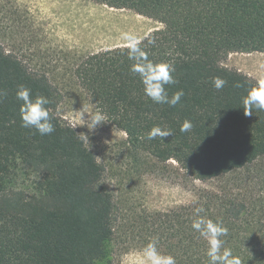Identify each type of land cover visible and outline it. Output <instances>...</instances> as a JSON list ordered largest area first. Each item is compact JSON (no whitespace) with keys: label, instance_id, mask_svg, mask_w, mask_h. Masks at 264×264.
Returning a JSON list of instances; mask_svg holds the SVG:
<instances>
[{"label":"trees","instance_id":"obj_1","mask_svg":"<svg viewBox=\"0 0 264 264\" xmlns=\"http://www.w3.org/2000/svg\"><path fill=\"white\" fill-rule=\"evenodd\" d=\"M155 20L140 40L148 59L174 65L180 103L154 104L131 70L129 45L89 53L71 70L92 111L126 135L135 157L175 162L187 182L218 181L194 200L165 211L132 212L118 221L105 168L73 127L56 114L61 100L47 72L0 44V264H97L109 243L142 249L153 237L177 264H208L207 241L192 228L194 210L222 222L221 237L241 264H264V111L243 113L258 84L222 66L234 53L264 54V0H90ZM152 40L154 43H149ZM227 81L221 90L212 79ZM239 84L240 87H235ZM19 85L45 96L55 131L21 126ZM192 123L181 132L182 123ZM155 126L172 135L146 139Z\"/></svg>","mask_w":264,"mask_h":264},{"label":"rangeland","instance_id":"obj_2","mask_svg":"<svg viewBox=\"0 0 264 264\" xmlns=\"http://www.w3.org/2000/svg\"><path fill=\"white\" fill-rule=\"evenodd\" d=\"M162 28L155 20L126 9H113L90 0H0V44L25 63L47 72L58 87L61 100L56 114L66 124L79 126L73 111H92L77 86L72 68L89 53L129 45L121 39L129 32L139 39ZM262 53H234L222 66L238 71L258 84L264 75ZM86 143L105 168V184L114 196L118 221L132 212L165 211L194 200V193L215 188L218 181L187 182L178 165L159 164L146 154L135 157L126 135L103 123ZM117 242L106 246L97 264H137L141 249Z\"/></svg>","mask_w":264,"mask_h":264},{"label":"clouds","instance_id":"obj_3","mask_svg":"<svg viewBox=\"0 0 264 264\" xmlns=\"http://www.w3.org/2000/svg\"><path fill=\"white\" fill-rule=\"evenodd\" d=\"M121 39L129 44L128 58L133 62L131 70L138 74L143 84L144 94L154 104H168L176 106L184 96L183 90H178L169 96L167 87L177 83L174 76L175 67L168 62H153L148 59L147 52L140 47V39L136 35L125 32ZM149 43H154L150 40ZM264 72V63L260 66ZM227 83L221 77L212 79L213 87L221 90ZM235 87H240L236 84ZM7 96V92L0 89V101ZM16 99L20 102L19 115L21 126L34 129L40 135H50L55 131L47 105L50 101L43 95H37L33 98L31 90L24 85H19L16 91ZM243 113L245 116L253 115V110L264 111V75L259 79L256 87L250 88L247 95L242 98ZM78 118L79 126H83L91 134L100 125L106 122V116L99 109L90 111L82 107L79 111H73ZM77 126H74L76 128ZM192 123L185 120L180 128L181 132H189ZM88 134L79 133L81 140L89 144ZM170 130L162 129L158 126L153 127L146 136V139L153 140L171 136ZM99 159V157H97ZM205 209L203 206L195 208V218L192 222V228L207 241L206 255L208 264H241L238 257H235L232 250L224 247V240L221 237L228 235V229L222 222L213 221L206 216L201 215ZM158 238L153 237L138 253L137 264H177L176 258L171 254H164L158 248Z\"/></svg>","mask_w":264,"mask_h":264}]
</instances>
